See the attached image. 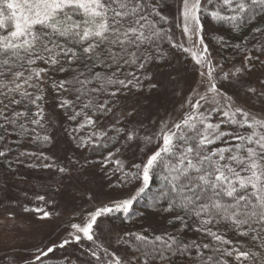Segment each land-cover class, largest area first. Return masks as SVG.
Listing matches in <instances>:
<instances>
[{"label":"snow or ice","instance_id":"1","mask_svg":"<svg viewBox=\"0 0 264 264\" xmlns=\"http://www.w3.org/2000/svg\"><path fill=\"white\" fill-rule=\"evenodd\" d=\"M13 188L67 219L6 264H253L264 0H0V204Z\"/></svg>","mask_w":264,"mask_h":264},{"label":"rangeland","instance_id":"2","mask_svg":"<svg viewBox=\"0 0 264 264\" xmlns=\"http://www.w3.org/2000/svg\"><path fill=\"white\" fill-rule=\"evenodd\" d=\"M192 74L188 73V82L192 81ZM179 98L169 102L168 107L171 108L172 104ZM178 107V104L176 105ZM160 114H164V109H160ZM36 176L41 178H33L31 183L28 185L21 184L20 188H27L29 191L28 200L34 192L41 191V186L46 183H51L47 179V173H37ZM95 190L100 191L101 189L97 185L92 186ZM13 193H16V199L14 201L5 200L3 204H0V258H4V264H6L7 258H19L22 256H29L34 252V246L41 244L43 241L47 243L49 238H55V234L62 231L63 225L61 220L67 219V213L52 223H40L29 213L23 211L24 206H34L27 203L25 198L19 194L18 189L13 188ZM138 208L143 210L142 204L137 205ZM54 211H63V208L56 209ZM11 214V215H9ZM146 219L143 221L145 227L149 224L153 226L158 225L156 218L145 212ZM118 224V221H117ZM253 251L259 252L260 255L256 257L253 264H264V249H259L256 246L249 245ZM61 255V253H57ZM57 262V261H52ZM19 264H23L22 261ZM248 264V262H245Z\"/></svg>","mask_w":264,"mask_h":264},{"label":"trees","instance_id":"3","mask_svg":"<svg viewBox=\"0 0 264 264\" xmlns=\"http://www.w3.org/2000/svg\"><path fill=\"white\" fill-rule=\"evenodd\" d=\"M142 204V207H143V203ZM120 223V221H118V224ZM51 264H58V262H51Z\"/></svg>","mask_w":264,"mask_h":264}]
</instances>
